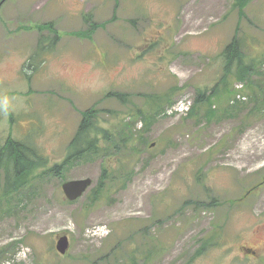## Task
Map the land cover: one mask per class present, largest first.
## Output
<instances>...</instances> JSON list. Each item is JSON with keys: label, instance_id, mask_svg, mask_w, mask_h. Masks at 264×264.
<instances>
[{"label": "rangeland", "instance_id": "obj_1", "mask_svg": "<svg viewBox=\"0 0 264 264\" xmlns=\"http://www.w3.org/2000/svg\"><path fill=\"white\" fill-rule=\"evenodd\" d=\"M235 1L0 0V147L11 137L47 158L0 201V264H264V187L245 194L264 178V0L242 15ZM234 36L252 73L227 76L215 115L165 114L219 83ZM95 102L98 127L136 138L118 150L99 133L103 152L68 158ZM85 178L67 200L61 183Z\"/></svg>", "mask_w": 264, "mask_h": 264}, {"label": "trees", "instance_id": "obj_2", "mask_svg": "<svg viewBox=\"0 0 264 264\" xmlns=\"http://www.w3.org/2000/svg\"><path fill=\"white\" fill-rule=\"evenodd\" d=\"M250 0H236L235 6L239 10V15L243 14L244 8L247 6ZM220 56L223 57L225 65L224 72L219 78L220 89L218 84H215L211 89H205L200 91V94L194 99V105L189 112V115H193L197 112L199 107L204 106V116L210 120L212 116L215 115L216 110L214 103L211 102L213 98H223L224 95H230L232 89L227 83V76L234 74L237 80H244L251 73V67L242 63V50L240 47L239 39L234 36L232 41L222 50ZM119 97L122 102H126L128 94H119L117 92H107L104 97ZM166 96V95H165ZM164 96V97H165ZM170 97V95H167ZM164 97L157 99L162 100ZM95 102L93 106L84 110L81 115V120L77 126V129L69 142V152L68 158L85 157V152L88 156L98 155L103 152L104 149L101 148V143L99 141V133L102 135L103 143H108L107 147L110 145L115 149H120L121 145L127 149L130 143L136 138V133L133 132V127L130 128L129 124H123L121 129L118 131L110 133V130L100 128L96 125L97 114L100 110L94 109ZM227 105L232 111L238 106ZM137 114L139 115L142 126L147 127L151 120L153 114L143 111L142 108H137ZM143 129V130H144ZM140 134V131H136ZM143 140V138H140ZM130 142V143H128ZM121 144V145H120ZM131 148V147H130ZM135 147L132 148L134 151ZM47 163V158L37 150L36 147L15 140L11 137L7 138L5 143L0 147V201L8 200L15 196V194L25 185H27L31 178L36 177L35 170ZM61 166L55 165L50 168V171H55L56 174H60ZM61 168V169H60ZM212 203V202H211ZM206 204L210 206V204ZM195 208H198V202H193ZM212 237L205 239L202 247L197 251L195 256H198L206 250L204 245L209 244V240Z\"/></svg>", "mask_w": 264, "mask_h": 264}, {"label": "water", "instance_id": "obj_3", "mask_svg": "<svg viewBox=\"0 0 264 264\" xmlns=\"http://www.w3.org/2000/svg\"><path fill=\"white\" fill-rule=\"evenodd\" d=\"M90 184H91V180L89 178L73 179V180L64 181L61 184V188L66 199L75 200L79 198L87 190ZM66 249H68L67 236L59 237L56 242V250L60 254H64L66 252Z\"/></svg>", "mask_w": 264, "mask_h": 264}, {"label": "built area", "instance_id": "obj_4", "mask_svg": "<svg viewBox=\"0 0 264 264\" xmlns=\"http://www.w3.org/2000/svg\"><path fill=\"white\" fill-rule=\"evenodd\" d=\"M184 103L180 102L177 103L176 105H174L171 109L168 110V113L173 112V110H178V111H182V109L184 108Z\"/></svg>", "mask_w": 264, "mask_h": 264}, {"label": "flooded vegetation", "instance_id": "obj_5", "mask_svg": "<svg viewBox=\"0 0 264 264\" xmlns=\"http://www.w3.org/2000/svg\"><path fill=\"white\" fill-rule=\"evenodd\" d=\"M263 186H264V184L259 185L258 187L254 188L253 190H250V192H252V191H254V190H257V189H259L260 187H263ZM255 205H256V204H254V206H255ZM241 250H242L243 252L249 253L252 249H251V247L242 246V247H241Z\"/></svg>", "mask_w": 264, "mask_h": 264}]
</instances>
